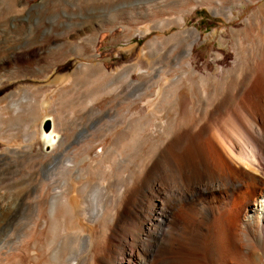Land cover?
<instances>
[{
    "label": "bare ground",
    "instance_id": "bare-ground-1",
    "mask_svg": "<svg viewBox=\"0 0 264 264\" xmlns=\"http://www.w3.org/2000/svg\"><path fill=\"white\" fill-rule=\"evenodd\" d=\"M53 2L28 6L25 0H0L1 27L10 32L27 29L30 35L27 45L7 46L9 39H0V81L37 77V71L38 76H48L47 65H34L39 45L35 34L42 27V44L52 43ZM194 3L207 4L226 18L233 14L230 3L244 14L249 12L240 33L230 40L237 53L236 67L220 79L194 71L188 54L196 35L183 27L178 32L183 43L175 47L173 67L159 68L138 60L118 70L112 134L88 139L82 152L105 144L103 154H107L108 147H113V168L123 174L115 195L110 197L111 191L95 187L91 192L94 209L85 223L79 217L84 214L78 210L77 196L88 183L86 188L68 186L63 192L62 187L49 186L50 195L44 198L40 193L37 203L48 201L47 216L38 210L29 241L18 255L0 257V264H264V15H256L255 9L262 11L264 0ZM178 20L182 23V17ZM25 54L27 61L22 64ZM22 88L31 91L32 87L20 85L0 97L1 114L8 109L36 112L34 91L26 90L21 101L14 98ZM48 121L56 125L49 117L43 127ZM11 136L5 137L7 142L15 141ZM28 136L22 141H28ZM42 141L51 146L50 153L55 152L49 138ZM7 199L0 194V219L13 206ZM54 226L61 232L60 239L54 236L56 231L53 234ZM80 231L88 234L84 237L87 253L79 259L73 254L64 257L61 248L69 243L71 233Z\"/></svg>",
    "mask_w": 264,
    "mask_h": 264
},
{
    "label": "rangeland",
    "instance_id": "rangeland-1",
    "mask_svg": "<svg viewBox=\"0 0 264 264\" xmlns=\"http://www.w3.org/2000/svg\"><path fill=\"white\" fill-rule=\"evenodd\" d=\"M25 1L28 6H32L43 0ZM230 5L233 14L231 18H226L223 12L215 13L209 5L194 3V0H54L51 4L55 11L52 17L53 34L50 36L52 43L42 44V27L39 26L35 32L39 45L36 46L34 65H40L39 68L47 65L46 68L50 69L48 76H38L40 71H37V77L24 75L14 80L12 77L5 78L4 81L8 83L0 81V97L23 85L32 87L31 91L37 95L34 96L35 103L38 102L35 105L36 112L26 110V113L22 110V113H16L8 109L7 113H0V151L3 152L0 156V194L13 205L0 219L1 258L7 256L5 259H9V256L19 254V248L30 239L38 210L42 216H47L48 201L39 206L37 203L40 193L41 197L50 195L51 186H57L58 189L62 187L60 190L63 192L68 186L78 188L83 185L86 188L88 185L85 192L83 188L77 196L78 210L84 214L79 217L85 223L94 209L91 192L95 187L107 193L111 191L110 197L115 195V185L123 174L114 169L113 147H108L107 154H103L107 148L105 144L95 145L91 152H82L88 139L112 134L114 115L118 109L113 90L118 70L135 65L138 60L144 65L171 68L175 47L179 41H183L182 34L178 33L183 27L193 30L196 35L188 54L189 65L194 71L220 79L224 73L236 67L237 53L230 40L233 35L240 33L238 29L245 24L244 17L250 14H244L235 3ZM238 5L245 7L246 4L240 2ZM255 9L256 15L263 18L264 9ZM179 17H182V23ZM1 26L0 39H9L5 42L7 46L27 45L30 38L27 29L10 32ZM144 51L146 54L142 55ZM20 60L24 64L27 61L26 54ZM133 74L134 79H137V73ZM23 89L21 95H14L17 101L24 99L21 96L27 88ZM27 91L31 92L30 89ZM49 117L54 118L56 125L48 121L46 124L49 123L50 127L46 128V124L43 127L45 119ZM43 130H48V133L44 134ZM11 134V137H16V142L6 141L5 137ZM25 136L29 138L26 142L22 141ZM41 138H49L53 142V150L56 149L54 153L49 152L51 146H45ZM79 166H83L80 171L77 169ZM52 178L55 179L54 183L50 181ZM104 201L108 203L107 198ZM83 202L86 203L84 206ZM54 228L53 234L55 231L60 233L54 236L60 239L59 228ZM87 235L86 231L71 233L69 243L59 249L62 255L73 254L76 259L85 256ZM79 252H82V256Z\"/></svg>",
    "mask_w": 264,
    "mask_h": 264
},
{
    "label": "water",
    "instance_id": "water-1",
    "mask_svg": "<svg viewBox=\"0 0 264 264\" xmlns=\"http://www.w3.org/2000/svg\"><path fill=\"white\" fill-rule=\"evenodd\" d=\"M45 127H46V128H49V127H50V124H49V123H47Z\"/></svg>",
    "mask_w": 264,
    "mask_h": 264
}]
</instances>
